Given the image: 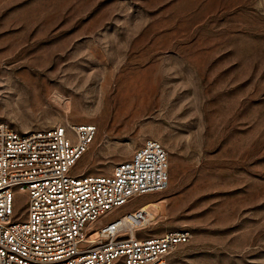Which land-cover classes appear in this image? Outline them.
Listing matches in <instances>:
<instances>
[{"label": "rangeland", "instance_id": "1", "mask_svg": "<svg viewBox=\"0 0 264 264\" xmlns=\"http://www.w3.org/2000/svg\"><path fill=\"white\" fill-rule=\"evenodd\" d=\"M0 119L95 123L83 172L157 139L168 186L102 220L159 200L165 264H264V0H0Z\"/></svg>", "mask_w": 264, "mask_h": 264}, {"label": "built area", "instance_id": "2", "mask_svg": "<svg viewBox=\"0 0 264 264\" xmlns=\"http://www.w3.org/2000/svg\"><path fill=\"white\" fill-rule=\"evenodd\" d=\"M96 132L92 122L18 130L0 119V264H164L189 239L183 228L136 232L153 214L148 206L102 220L164 190L169 163L164 146L145 138L111 172L74 170Z\"/></svg>", "mask_w": 264, "mask_h": 264}, {"label": "bare ground", "instance_id": "3", "mask_svg": "<svg viewBox=\"0 0 264 264\" xmlns=\"http://www.w3.org/2000/svg\"><path fill=\"white\" fill-rule=\"evenodd\" d=\"M64 107L65 108H69L68 99H65V101H64ZM154 193H157V192H152V193H149V194H154ZM159 203H160L159 200L143 201V202H141L140 205L143 206V207H147L150 204V205H153V207H159ZM156 220H157V217L156 216H154L153 214H149L148 222L145 225L141 226V227H144V226H146L147 224H150V223H154ZM134 232L135 231L132 229L131 230V233H134Z\"/></svg>", "mask_w": 264, "mask_h": 264}, {"label": "crops", "instance_id": "4", "mask_svg": "<svg viewBox=\"0 0 264 264\" xmlns=\"http://www.w3.org/2000/svg\"><path fill=\"white\" fill-rule=\"evenodd\" d=\"M146 200H147V199H146ZM140 204H141V203H140ZM140 204H139V205H140Z\"/></svg>", "mask_w": 264, "mask_h": 264}]
</instances>
